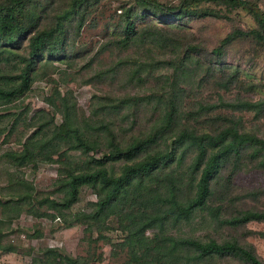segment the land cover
<instances>
[{
    "label": "trees",
    "instance_id": "obj_1",
    "mask_svg": "<svg viewBox=\"0 0 264 264\" xmlns=\"http://www.w3.org/2000/svg\"><path fill=\"white\" fill-rule=\"evenodd\" d=\"M55 1L0 0V106L31 88L44 54L74 67L80 83L106 86L85 110L51 77L50 108L34 114L36 129L19 139L21 148L0 153V254L15 250L12 224L27 210L66 225L84 222L96 239L110 241L107 231L120 229L112 254L124 257L121 264H264L248 239L264 235L248 226L264 221V185L235 179L239 171L264 168V95L252 94L264 80L242 76L225 60L240 38L264 52L260 0H127L79 68L72 31L81 30L98 0ZM236 8L255 24L233 27L214 45L178 26L183 18L228 17ZM104 50L107 60L99 57ZM40 160L58 163L52 191H40L21 172ZM84 184L97 198L72 210ZM40 249L32 264L101 257L57 245Z\"/></svg>",
    "mask_w": 264,
    "mask_h": 264
},
{
    "label": "rangeland",
    "instance_id": "obj_2",
    "mask_svg": "<svg viewBox=\"0 0 264 264\" xmlns=\"http://www.w3.org/2000/svg\"><path fill=\"white\" fill-rule=\"evenodd\" d=\"M127 0H98L93 3L87 11V18L81 30L77 33L72 31V39L76 41L77 55L76 68L94 55L99 48L104 37L110 33L121 11V3ZM58 1L56 0L54 4ZM264 7V0L259 1ZM55 10L49 8L46 14H51ZM225 16H204L183 18L178 22V26L193 31L203 38L209 45L216 44L221 37L235 26L251 27L255 24L253 17L244 9L236 8L226 11ZM49 18V17H48ZM173 22V21H171ZM175 25L176 21L173 22ZM99 57L104 60L109 58L108 51L99 53ZM63 55V54H62ZM45 64L37 69V76L31 88L23 93L18 99L7 106H0V127L4 130L0 133V153L8 148H21L19 139H24L26 135L36 129L31 125L34 114L40 108H50L45 96L51 93L55 77L60 82L62 91L71 89L78 99V104L88 110L91 96L94 92L103 93L104 87H96L91 82H81L80 78H72L74 67L58 58L48 57L46 54L40 58ZM226 63L230 66H238L242 76L248 79L264 80V52L259 45L249 39H237L228 48ZM98 59H95V63ZM96 65V64H95ZM67 67L66 73H61L59 68ZM68 71H71L70 73ZM87 74V73H86ZM251 91V90H250ZM254 97L264 95V86L255 88L252 92ZM17 103V104H15ZM62 116L56 112L55 120L59 122ZM0 165H4L1 162ZM21 172L29 179L33 180L40 191H52L55 187V178L58 174V163L56 161L40 160L34 166L32 163L22 166ZM0 183L5 181V173L1 175ZM235 179L237 182L248 186L264 185V168H251L239 171ZM97 198L96 193L87 184L81 186L79 199L73 204L72 210L90 207V200ZM14 230L10 236L15 242V250L3 251L0 254V264H32V255L41 252V247L45 245H57L66 252L74 255L87 253L89 250L93 254L101 257L92 258L90 264H121L124 257L114 256L112 248L117 240L121 238L120 229H112L107 233L112 240L106 241L97 237V230L86 229V223L75 222L66 225L58 217L35 216L27 210H23L13 221ZM248 226L254 229L264 230V221L251 220ZM30 233H35L31 235ZM248 239L254 242L257 252L264 258V235L258 232L250 234ZM92 254V255H93Z\"/></svg>",
    "mask_w": 264,
    "mask_h": 264
}]
</instances>
